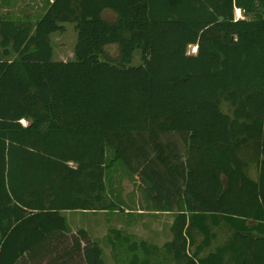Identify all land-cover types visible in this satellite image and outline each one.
Instances as JSON below:
<instances>
[{
	"label": "trees",
	"instance_id": "1",
	"mask_svg": "<svg viewBox=\"0 0 264 264\" xmlns=\"http://www.w3.org/2000/svg\"><path fill=\"white\" fill-rule=\"evenodd\" d=\"M65 23L77 44L57 61ZM118 176L175 214L167 259L264 264V0H55L0 19V264H106L64 212L123 211Z\"/></svg>",
	"mask_w": 264,
	"mask_h": 264
},
{
	"label": "rangeland",
	"instance_id": "2",
	"mask_svg": "<svg viewBox=\"0 0 264 264\" xmlns=\"http://www.w3.org/2000/svg\"><path fill=\"white\" fill-rule=\"evenodd\" d=\"M237 18L240 17L238 11L236 12ZM67 27V32L65 33H56V35L61 36V40L56 38V43L60 46L61 41H63L65 48L62 50L67 56L64 58L67 60H72L74 55L75 46L77 44L78 34L75 28V24L73 23H65ZM58 37V36H57ZM109 50V49H108ZM109 58L112 60H116L117 62L121 61V55L118 51L117 46L111 48ZM197 48L191 47L190 53H196ZM56 56V55H55ZM55 60H64L58 57H54ZM102 60H105L104 57H101ZM143 64L142 61V52L141 50H137L132 59V62L129 66H140ZM24 124H27L24 121ZM116 179V178H115ZM120 176L117 177V182L119 183L120 195L122 198V202L126 203V205H131L133 212L129 214H125L123 212H118L114 216L111 214L101 216L100 214H91L85 213L82 211H68L64 212V216L67 219L68 225L73 229H86L93 236L99 237V240L107 243V240L103 236L108 233V231L112 228L115 229H128L127 231L132 232L134 237H143L145 239H151L154 241L162 242L166 237L169 236V221L164 222L167 218L161 214H155L153 212H138L140 207L144 206L143 202V191L141 186L139 185V181H130L128 178H123L119 182ZM149 210V208H148ZM160 227V231H157L156 228ZM164 227V228H163ZM100 243L104 250V260L108 262L110 259L108 254V249L105 247L104 243Z\"/></svg>",
	"mask_w": 264,
	"mask_h": 264
},
{
	"label": "crops",
	"instance_id": "3",
	"mask_svg": "<svg viewBox=\"0 0 264 264\" xmlns=\"http://www.w3.org/2000/svg\"><path fill=\"white\" fill-rule=\"evenodd\" d=\"M54 1L55 0H0V19H3V20L7 19V20L16 21V22L28 21V20L35 22L48 11V9L50 8L51 4L54 3ZM103 17L106 21H109V22H115L117 20V15L110 10H106L103 14ZM64 27H65V31L61 33L67 32L66 25H64ZM56 38H58V40H61V36L60 35L55 36L54 34L51 36L53 47H54V57L64 59L67 56L62 51L65 48V45L63 44L64 42L61 41L60 46H59L56 43ZM109 49H111V47H109ZM61 61H66V59L61 60ZM116 180L117 179H115V186L118 189L119 183ZM118 181L120 182L121 180L118 179ZM143 202L145 203V198H143ZM123 207H124V210L119 211V212L128 214L127 216H129V214L133 212L131 205L124 204ZM138 212H147V213L153 212L155 214L159 213L161 215H164L165 217H167L164 220V222H168L170 220L169 221V231L171 229L172 222L175 218V214L172 212H155L152 210L151 207L148 210V208L146 207V204L140 207ZM85 213H91V214H96V215L100 214L101 216L111 214L112 216H114L115 214L118 213V211L114 213H108V212H97V213L85 212ZM253 225H254L253 222H249V226H253ZM68 228L71 234L75 233L78 230V228L72 230L69 225H68ZM159 228L160 227L157 226L156 230L160 231ZM127 230L128 229H122V228L110 229L108 233L103 236V239L105 238L107 240V243H104L103 241L99 240V237L93 236L88 230L87 231L89 232V234L95 241L99 243L103 242L105 247L108 249V254H109L110 259L108 260V262H106V264H132L133 257L130 254L129 245L132 243L143 241V240L147 241L148 245L157 247L161 255L160 258H151L149 260L145 259L147 263L149 264H187V262H180V263L175 262L172 259H167L168 257L164 256L165 245L172 239L171 232L169 236L165 238V240H163L162 242H158V241H154L151 239H145L143 237H139L137 239V237H134L132 235V232L127 231ZM197 239L200 242L202 240V237L197 234ZM226 239L227 238H226L225 233L224 234L219 233L218 241H215L212 247L205 251V255L213 251L215 247L218 246L217 245L218 243H220L221 241L224 242ZM192 250L195 251L194 248H192ZM195 261L197 262V264H201L198 260H195Z\"/></svg>",
	"mask_w": 264,
	"mask_h": 264
},
{
	"label": "bare ground",
	"instance_id": "4",
	"mask_svg": "<svg viewBox=\"0 0 264 264\" xmlns=\"http://www.w3.org/2000/svg\"><path fill=\"white\" fill-rule=\"evenodd\" d=\"M238 11V14L240 15L241 11L240 10H237Z\"/></svg>",
	"mask_w": 264,
	"mask_h": 264
},
{
	"label": "built area",
	"instance_id": "5",
	"mask_svg": "<svg viewBox=\"0 0 264 264\" xmlns=\"http://www.w3.org/2000/svg\"><path fill=\"white\" fill-rule=\"evenodd\" d=\"M242 17V13H240V17H238V18H241Z\"/></svg>",
	"mask_w": 264,
	"mask_h": 264
}]
</instances>
